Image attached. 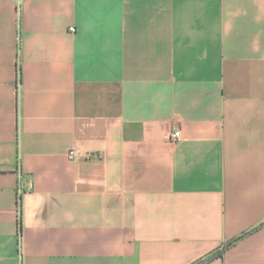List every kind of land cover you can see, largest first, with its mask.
Wrapping results in <instances>:
<instances>
[{
    "label": "crops",
    "instance_id": "crops-1",
    "mask_svg": "<svg viewBox=\"0 0 264 264\" xmlns=\"http://www.w3.org/2000/svg\"><path fill=\"white\" fill-rule=\"evenodd\" d=\"M218 252L264 264V0H0V264Z\"/></svg>",
    "mask_w": 264,
    "mask_h": 264
},
{
    "label": "built area",
    "instance_id": "built-area-1",
    "mask_svg": "<svg viewBox=\"0 0 264 264\" xmlns=\"http://www.w3.org/2000/svg\"><path fill=\"white\" fill-rule=\"evenodd\" d=\"M71 32H73V29H71ZM169 134H170V138L173 141L178 140L179 137H180V132L179 131H172ZM68 157L69 158H77V157H79V155L75 151H69ZM29 188H30V185L29 184L21 183V185H20V189L21 190L22 189H29Z\"/></svg>",
    "mask_w": 264,
    "mask_h": 264
},
{
    "label": "trees",
    "instance_id": "trees-1",
    "mask_svg": "<svg viewBox=\"0 0 264 264\" xmlns=\"http://www.w3.org/2000/svg\"><path fill=\"white\" fill-rule=\"evenodd\" d=\"M19 223H21V218H19ZM21 225V224H20ZM221 255L220 252L218 253H215V254H212L210 256H208L206 259L202 260L201 262H199L198 264H205L209 261H211L212 259L216 258V257H219Z\"/></svg>",
    "mask_w": 264,
    "mask_h": 264
}]
</instances>
